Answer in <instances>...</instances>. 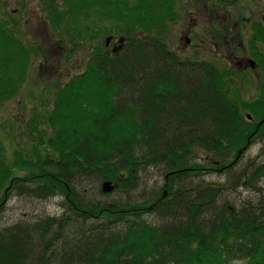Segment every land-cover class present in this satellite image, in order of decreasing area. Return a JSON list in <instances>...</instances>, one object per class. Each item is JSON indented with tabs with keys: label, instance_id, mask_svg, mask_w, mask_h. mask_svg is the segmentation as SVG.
<instances>
[{
	"label": "trees",
	"instance_id": "obj_1",
	"mask_svg": "<svg viewBox=\"0 0 264 264\" xmlns=\"http://www.w3.org/2000/svg\"><path fill=\"white\" fill-rule=\"evenodd\" d=\"M38 1L67 56L88 44L89 59L57 88L49 133L10 160L0 141V220L12 197L63 208L0 227V264H264V196L236 206L224 194L261 191L264 164L231 171L264 139L244 112H263L230 93L214 64L170 50L172 0ZM35 53L0 17V106ZM153 169L158 191L142 184ZM224 172L226 187L194 181Z\"/></svg>",
	"mask_w": 264,
	"mask_h": 264
},
{
	"label": "rangeland",
	"instance_id": "obj_2",
	"mask_svg": "<svg viewBox=\"0 0 264 264\" xmlns=\"http://www.w3.org/2000/svg\"><path fill=\"white\" fill-rule=\"evenodd\" d=\"M243 4L244 0H223V3L217 0H172L170 13L173 16L165 23L166 42L168 43L169 39L172 42L170 46L168 45L169 48L172 49L174 43L173 46L179 48L178 51L185 50L186 52H183L185 55L198 56L201 58L199 60L211 62L227 75L229 68L241 70L243 65H239L240 61L232 56L231 51L228 53L226 41L229 38V35L227 36L229 29L231 31V28L234 27L230 28V16L239 20L238 16L240 17L243 13ZM0 17L8 22L10 29L12 28V31L30 49L37 50V54L32 56L24 84L13 98L0 106V141L6 157L10 160L14 150H26L31 144H35V136L42 128L48 132L46 115L51 108L54 94L57 88L63 86L71 76L83 71L85 62L89 59L90 45L74 47L73 52L67 56L60 46L61 40L52 34L46 21L45 12L38 0H0ZM181 24L189 26L195 34V37L193 36L191 39L194 40V44L202 39L205 41V46L187 48L184 44L187 35L183 36L181 44H179L178 30ZM238 32L240 34L239 42L241 39L243 41V32ZM235 33H237L236 30H234ZM213 36H216L218 41ZM211 39L215 42L214 45ZM235 41L238 42L236 39ZM118 42L119 40H114L111 46L116 47ZM237 44L239 46V43ZM196 50H199V53H190ZM178 55L184 57L182 54ZM236 56L237 58L242 57L240 49L237 50ZM241 74L242 71L237 72V76H234L232 80L227 76L229 83L233 85L232 91L237 90L238 94L245 87V83H243L245 79L243 81ZM261 163L264 164V139L257 140L245 152L231 172L238 173L246 167L250 169L251 166ZM230 175L225 172L213 173L195 177L194 181L213 183L221 187L226 184ZM142 180V184L146 187L145 190L148 191L153 189L158 191L163 185V176L156 169L147 172ZM230 183L232 184V182ZM258 187L261 188V191H252L241 186L236 191L225 189L224 194L229 201L240 206L242 201L256 202L257 199L264 196V177L260 179ZM138 195L131 197V200L137 199ZM106 198L107 200L113 199L111 195ZM60 201L59 198L37 201L12 197L0 220L2 223L0 227L13 224L21 218L27 220L30 217L43 218L46 215L58 217L63 213V208L59 205Z\"/></svg>",
	"mask_w": 264,
	"mask_h": 264
},
{
	"label": "flooded vegetation",
	"instance_id": "obj_3",
	"mask_svg": "<svg viewBox=\"0 0 264 264\" xmlns=\"http://www.w3.org/2000/svg\"><path fill=\"white\" fill-rule=\"evenodd\" d=\"M238 19L239 20H235L232 15L230 16V28L231 26L234 27L231 28V31L229 29V34H227V36L229 35V38L226 41V44L228 43V53L231 51L232 56L240 61L239 65L242 64L243 68L241 70L237 68H232V70L229 68L230 70L228 69V76L232 80L234 76H237V72L242 71L241 76L243 77V81L245 79V81L242 82L245 83V87H243L238 94L237 90L232 91L233 85L230 83V93H236L238 96L240 95V100L243 101L245 106H251L253 110L261 109L263 114L257 121L254 120L253 112L245 111L244 116L249 123H253L254 125L252 134L256 132L262 134L264 133V0H244L243 13L240 17L238 16ZM234 30H236L237 33L234 34ZM238 31L243 32V41L241 39L239 42L240 34ZM178 32L180 34V40L178 41L179 44H181L180 41L183 39V36L187 35L184 39V44L187 48L205 46V41L202 39L198 40V42L194 44V40L191 39L193 36L195 37V34L189 26H186V24H181ZM213 37L216 41H218L216 36ZM235 39L238 42H236ZM211 41L214 45L215 42L212 39ZM168 43L167 45L170 46L172 43L170 42V39ZM237 43H239V46ZM173 44L172 49L174 51H178L179 48H175ZM238 49L242 52V57L240 56L239 58L236 56ZM183 52L186 51H182L180 49L177 53L182 54L184 57H195V59L198 60L201 59L198 56L185 55ZM190 53H199V50Z\"/></svg>",
	"mask_w": 264,
	"mask_h": 264
},
{
	"label": "water",
	"instance_id": "obj_4",
	"mask_svg": "<svg viewBox=\"0 0 264 264\" xmlns=\"http://www.w3.org/2000/svg\"><path fill=\"white\" fill-rule=\"evenodd\" d=\"M111 40H112V37H107V38L105 39V45H106V47L109 46V43L111 42ZM121 42H122V40L119 39V44H121ZM119 49H120V46H119V45L116 46V47H113V48H112V52H113V53H116ZM247 117H248V116H247ZM249 118H250V117H249ZM245 148H246V147H244L243 149H241L240 151H238V154H237V157H236L235 161L238 160V158L240 157V155H241V153L243 152V150H245ZM113 189H114V187H113V186L111 185V183H109V182H105V183H103V185H102V191H103L104 193H110V192L113 191ZM165 194H166V192L164 191V193H163V197L165 196Z\"/></svg>",
	"mask_w": 264,
	"mask_h": 264
}]
</instances>
